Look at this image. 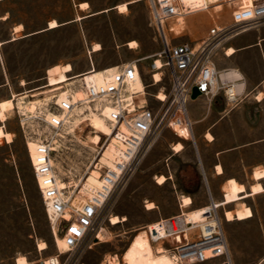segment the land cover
Here are the masks:
<instances>
[{
    "label": "rangeland",
    "instance_id": "1",
    "mask_svg": "<svg viewBox=\"0 0 264 264\" xmlns=\"http://www.w3.org/2000/svg\"><path fill=\"white\" fill-rule=\"evenodd\" d=\"M85 1L87 8L81 5ZM123 2H129L127 11L118 8ZM53 19L59 24L51 28ZM216 20L229 22L227 17ZM213 21L208 11L186 15L184 23H172L174 42L200 43ZM18 24L21 26L15 28ZM132 40L137 41V47L127 44ZM95 43L102 48L92 51ZM253 43L255 46L247 48ZM229 46L237 49L231 56L225 54ZM162 47L147 0H0V101L16 97L15 108L7 112L4 122L0 120V264H15L21 255L35 263L59 253L56 233L62 237V232L52 228L44 208L29 140L53 139V162L59 179L67 182L85 181L88 167L101 159L111 142L109 135L100 133V143L95 144L91 139L94 127L85 119L70 133L69 124L58 131L52 129L46 114L60 112L55 104L57 95L68 88L83 87L80 74L93 66H122L138 58H142L139 64L149 81L150 55ZM213 57L220 70L245 69L246 93L251 94H242L234 105L228 104L223 94L212 102L206 97L191 100L188 110L195 140L190 138L191 130L179 129L180 137L167 126L147 142L137 168L117 184L100 210L92 234L77 252L61 254L68 264H108L114 255L122 262L124 251L140 230L180 212L183 195L193 199L184 208L189 210L208 204L209 191L221 199L229 177L248 189L255 181L253 170L264 167V97L258 100L254 94L264 93V22L223 42ZM66 63L73 67L71 82L51 90V70ZM162 87L168 89V75L149 91L158 92ZM33 101L37 112L31 115L28 106ZM6 131L12 133V141L6 139ZM205 132L215 139L210 140ZM178 142L185 146L180 152L173 149ZM217 164L222 165L223 174H216ZM163 174L167 179L160 184L157 177ZM83 181L65 190L78 193ZM150 201L156 204L154 209H147ZM244 202L253 210V216L244 220L227 222L224 208H218L231 255L235 264H264V191ZM241 205L232 203L227 208ZM114 215L126 219L113 224L110 219ZM99 232L103 239L97 238ZM42 241L46 243L44 249L39 247ZM151 243L155 250L161 247L172 255L171 243Z\"/></svg>",
    "mask_w": 264,
    "mask_h": 264
},
{
    "label": "built area",
    "instance_id": "2",
    "mask_svg": "<svg viewBox=\"0 0 264 264\" xmlns=\"http://www.w3.org/2000/svg\"><path fill=\"white\" fill-rule=\"evenodd\" d=\"M147 1L163 41L162 49L150 55L153 58L149 67L150 80L144 78L139 64L142 58L129 61L110 72L105 70L106 79L101 83H88L84 76L81 78L86 98L80 102L90 103L102 114L109 108L106 118L112 137L120 147L113 165L100 163V159L94 164L99 170V187L90 195L81 191L76 193L75 189L66 192L60 188L52 157L53 140L40 143L35 153L29 151L48 219L53 229L61 230L65 243L63 250L58 247V254L32 264H68L61 254L77 252L92 234L100 210L117 184L137 168L146 143L167 126L173 127L178 135L179 129L193 133L188 103L193 100L195 86L200 91L199 97H206L210 102L223 94L227 103L234 105L244 93V89L233 90L234 85L244 79L232 81L220 78V69L213 56L223 42L264 22V0ZM217 5L220 8L216 9ZM198 11L212 12L214 21L207 37L198 44L174 42L176 37H172L171 33L176 31L172 23H179L182 18V24L186 15ZM226 17L229 19L227 23L216 20ZM157 58L161 60L160 64H157ZM156 74H159L158 78ZM166 75L168 89L162 87L158 92H150L149 87L163 82ZM138 79L142 89L133 90L131 86ZM161 91L164 97L160 96ZM55 104L60 112L53 113L47 122L56 130L67 124L64 114L73 110L75 104L69 99L59 100V96ZM190 138L195 140L194 133ZM209 193V203L201 210L200 222H189L184 214L186 206L180 202L179 213L160 218L145 228L151 242L172 244V258L177 264H235L216 199ZM215 258L219 260L213 263ZM111 263V260L108 261V264Z\"/></svg>",
    "mask_w": 264,
    "mask_h": 264
},
{
    "label": "bare ground",
    "instance_id": "3",
    "mask_svg": "<svg viewBox=\"0 0 264 264\" xmlns=\"http://www.w3.org/2000/svg\"><path fill=\"white\" fill-rule=\"evenodd\" d=\"M128 4L129 2H123L119 4L118 5L119 10L127 11L129 7ZM81 5L83 8H87L89 6L88 2L86 1L82 2ZM218 8L220 7L217 5L216 9ZM181 22H183L182 18L179 20V23ZM58 24H59L58 21L53 19L49 22V27L53 28V27L58 26ZM20 26L21 24H18L15 28H19ZM127 44L131 48L137 47L136 40H132ZM101 48L102 46L100 43H95L92 48V51H98ZM232 50H233L232 48H229L228 53H231ZM160 63H161V60L157 58V64H160ZM118 67L119 66L117 65H113L110 67L98 69L95 66H93L91 70L81 73L80 77L82 78V76H84L88 83L90 82L101 83L106 79L105 70L110 72V71L116 70ZM72 70H73V67L71 63L63 64L59 68H53L51 70V74L48 76V80H49L48 85L53 86L51 90H56L60 88L62 83H65V82L70 83L71 81L69 80L71 77L69 76V73ZM222 72H224V70H220L219 74H220V78L224 80H232V81L241 80V78H229V77H236V75L233 72L225 73V74H223ZM155 76L156 78H158L159 74H156ZM240 82L234 85L233 87L234 91H241L239 89ZM71 88H74V87L71 86ZM131 88L133 90L142 89L141 81L138 79L136 82L132 84ZM57 96H59V100L69 99L73 101L75 104L73 110H71L67 114H64L66 115L65 117L67 121L66 125L69 124V127H70V129H68L67 132L69 133L72 132L74 130V127L77 126L82 121V119H85V120H89L90 124L94 127V135L91 136V139L95 144L100 143V133H104L111 137V142L109 146L104 150L100 161L110 166L113 165L114 160L117 157V154L120 152V147L117 141L115 140V138L112 137V129L106 118V115L109 112V108H106L104 110V114H105L104 115L100 112L98 108L95 109L90 103L89 104L81 103L80 100H84L86 98L84 87H78L75 89L68 88L66 91L59 93ZM160 96L164 97V92H161ZM15 99L16 97L14 95L12 98H8V99H4L0 101V120L1 121L4 122L7 119V112L15 108ZM24 106H26V103ZM44 106H46V104ZM28 108H29L30 113L32 112L34 114L37 112L36 111L37 105L35 104L34 101L31 103V105L28 106ZM52 114L53 113L51 111L48 112L46 114V117H47L46 120L51 119ZM58 130L60 129H56V131ZM5 137L8 141L13 140L12 133L9 131H6ZM208 137L211 138L212 135L208 133ZM49 140L50 139L47 137H44V138L37 137L34 139H30L29 140L30 151L35 153L40 143H46V142H49ZM53 149H54V146H53ZM173 149L176 152H180L184 149V144L182 142H178L174 145ZM92 165L93 163H91V165L88 167V171H86V174L83 177L85 178V181H83L84 179H81L78 181L70 180L69 182H67L62 179H59L58 184L60 188L65 190L68 186L75 185L77 187L79 186V182L83 181L80 191L85 195H90L93 190L99 187L100 182H101L99 178V170L97 169V167H94L92 169L91 168ZM217 169L219 172H221L222 171L221 165H219ZM252 174H253L255 181L250 185L249 189L244 183L239 182L234 177H230L227 179L226 183L223 185V189H222L223 197L221 199L217 198L215 200V202L217 203V208L219 207L224 208V217L227 222H231L234 220H244V219H248L253 216V210L251 206L246 204L244 200L253 194H258L264 191V184L262 182V180L264 179V167L256 168ZM157 178H158L157 182L160 184L164 183L165 180L167 179L164 174L159 175ZM65 191L68 192L67 190ZM181 201L184 203L183 206H186V207L190 206L193 203V199L189 195H183ZM232 203L235 205L242 203V205L236 206L234 209L227 208V205L232 204ZM206 206L207 204L204 206L198 207V208H194V209H189V210L184 209V212H185L184 214L186 215L188 221L189 222H200L202 220L201 210L205 208ZM146 207L147 209H154L156 207V204L150 201L147 203ZM125 219H126L125 217L121 219V217H119L118 215H114L111 217L110 220L113 224H116ZM97 238L103 239L104 238L103 233L99 232L97 234ZM56 242H57V246L63 250V248L65 247L63 237L59 236L57 233H56ZM39 247L41 249L46 248V243L44 241L40 242ZM218 260L219 258H215L212 260V262L216 263ZM111 261H112L111 264H177L172 258V255L167 253V250H165L164 248L159 247L156 250L154 249L145 229L140 230L134 236L133 240L130 242V244L128 245V247L126 248V250L124 251L122 255V262L120 261L117 255L112 256ZM15 264H32V263H30V261L27 259L25 255H21L16 259Z\"/></svg>",
    "mask_w": 264,
    "mask_h": 264
},
{
    "label": "crops",
    "instance_id": "4",
    "mask_svg": "<svg viewBox=\"0 0 264 264\" xmlns=\"http://www.w3.org/2000/svg\"><path fill=\"white\" fill-rule=\"evenodd\" d=\"M257 45V44H256ZM253 46H255V43H253V44H251V45H248L247 46V48H250V47H253ZM229 48H232L233 50H232V52L231 53H228V49ZM237 51V49L234 47V46H229L228 48H227V50H226V52H225V54L227 55V56H231V55H233L235 52ZM221 70H224V72H222L223 74H225V73H234L235 75H236V77H229V76H227V77H229V78H241V80L242 79H244V81L242 80L241 82H240V84H239V89L240 90H243L244 89V93L243 94H251V93H246V89L248 88V82H247V79H246V77H245V75L244 74H247V71L245 70V69H243V72H241L240 70H238V69H236V68H234V67H230V68H225V69H221ZM239 74V75H238ZM264 80V79H263ZM263 82V81H262ZM259 83V82H258ZM258 83H256L257 85L256 86H258ZM259 93V94H258ZM258 93H254V94H257V96H256V98L258 99V100H262L263 99V97H264V93L262 92V91H259ZM197 119H199V118H196V120ZM208 133H210V132H208ZM208 133L207 132H205V136H207L208 137ZM211 134V133H210ZM212 135V134H211ZM208 138H210V137H208ZM214 140L215 138H214V136L212 135V137L210 138V140ZM184 148H185V146H184ZM219 165H221V164H217L216 165V174H223L224 173V170H223V167H222V165H221V167H222V171L221 172H219L218 171V169H217V167L219 166ZM258 168H260V167H258ZM256 169V168H255ZM254 169V170H255ZM253 170V171H254ZM230 178V177H229ZM235 178V177H234Z\"/></svg>",
    "mask_w": 264,
    "mask_h": 264
},
{
    "label": "water",
    "instance_id": "5",
    "mask_svg": "<svg viewBox=\"0 0 264 264\" xmlns=\"http://www.w3.org/2000/svg\"><path fill=\"white\" fill-rule=\"evenodd\" d=\"M199 95H200V91H199L198 88L195 86V87L193 88L192 98H193V99H196V98L199 97Z\"/></svg>",
    "mask_w": 264,
    "mask_h": 264
}]
</instances>
